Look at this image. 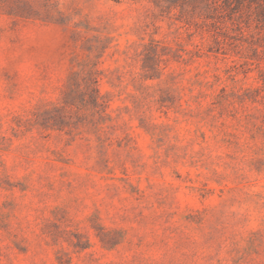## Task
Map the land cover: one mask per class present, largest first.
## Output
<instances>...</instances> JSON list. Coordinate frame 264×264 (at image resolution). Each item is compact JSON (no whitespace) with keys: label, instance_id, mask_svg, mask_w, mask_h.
Returning <instances> with one entry per match:
<instances>
[{"label":"rangeland","instance_id":"rangeland-1","mask_svg":"<svg viewBox=\"0 0 264 264\" xmlns=\"http://www.w3.org/2000/svg\"><path fill=\"white\" fill-rule=\"evenodd\" d=\"M253 12L0 0V264H264Z\"/></svg>","mask_w":264,"mask_h":264},{"label":"trees","instance_id":"trees-1","mask_svg":"<svg viewBox=\"0 0 264 264\" xmlns=\"http://www.w3.org/2000/svg\"><path fill=\"white\" fill-rule=\"evenodd\" d=\"M162 11L180 10L177 21L183 22L195 31L216 29L218 23L236 21L233 17L240 10L253 12L255 31L251 45L264 48V0H150ZM226 14V15H225ZM233 24V23H232ZM213 31V30H211Z\"/></svg>","mask_w":264,"mask_h":264}]
</instances>
